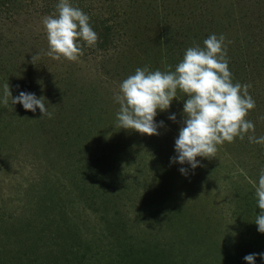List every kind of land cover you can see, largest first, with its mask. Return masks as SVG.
Returning a JSON list of instances; mask_svg holds the SVG:
<instances>
[{
	"label": "rangeland",
	"instance_id": "1",
	"mask_svg": "<svg viewBox=\"0 0 264 264\" xmlns=\"http://www.w3.org/2000/svg\"><path fill=\"white\" fill-rule=\"evenodd\" d=\"M57 3L0 0V264H245L264 253V144L248 140L264 136V0H70L98 36L75 62L46 54L42 20ZM211 34L225 37L232 82L250 85L255 130L192 170L170 163L183 93L157 112L153 136L119 128L114 95L137 68L174 70ZM7 86L44 97L51 116L12 105Z\"/></svg>",
	"mask_w": 264,
	"mask_h": 264
},
{
	"label": "clouds",
	"instance_id": "2",
	"mask_svg": "<svg viewBox=\"0 0 264 264\" xmlns=\"http://www.w3.org/2000/svg\"><path fill=\"white\" fill-rule=\"evenodd\" d=\"M90 17L70 0H58L56 12L44 17L42 24L48 42L47 55L53 60L75 62L83 54V46H95L98 36L90 23ZM225 37L211 34L203 41V47L186 49L183 59L174 70L149 71L148 66L137 68L119 85L114 100L119 104L116 120L120 129L135 131L142 135H158V111H165L177 96V91L187 97L183 104V127L174 141L175 155L170 163L187 164L192 170L200 166L197 157L212 158L219 145L231 143L235 138L244 139L245 134L254 132L255 125L245 119L255 108V101L248 94L250 85L232 82L228 68ZM34 56L32 57V60ZM171 67V66H170ZM7 96L12 105L20 104L33 113L39 109L48 112L47 101L35 93L20 91L14 98L7 86ZM169 120L175 121L173 113ZM251 143L264 144V136L248 135ZM186 175L188 169H179ZM257 208L261 211L255 219L257 231L264 234V169L255 182ZM257 255L264 262V253L248 254L245 264H255Z\"/></svg>",
	"mask_w": 264,
	"mask_h": 264
},
{
	"label": "trees",
	"instance_id": "3",
	"mask_svg": "<svg viewBox=\"0 0 264 264\" xmlns=\"http://www.w3.org/2000/svg\"><path fill=\"white\" fill-rule=\"evenodd\" d=\"M102 44H105V40H104V43H102Z\"/></svg>",
	"mask_w": 264,
	"mask_h": 264
}]
</instances>
